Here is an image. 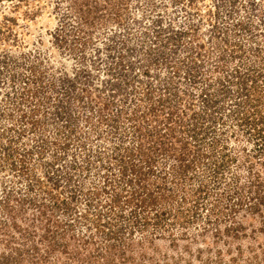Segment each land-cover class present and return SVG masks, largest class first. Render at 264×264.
I'll list each match as a JSON object with an SVG mask.
<instances>
[{"label": "rangeland", "instance_id": "1", "mask_svg": "<svg viewBox=\"0 0 264 264\" xmlns=\"http://www.w3.org/2000/svg\"><path fill=\"white\" fill-rule=\"evenodd\" d=\"M79 1L86 0H0V223L10 220L6 208L15 207L16 195L23 196L31 182L30 193L48 196L53 190L59 199L71 198L69 183L61 180L55 187L49 178L55 165L81 173L76 185L99 182L103 163L120 151L115 147H133L138 140L131 136L126 113L117 132H109L105 118L118 114L125 101L128 115L134 106L146 108L158 97H168L182 122L178 135L191 140L194 126L200 132L201 145L192 142L190 159L194 148L207 155L219 139L212 156L218 179L214 164L197 163L187 187L203 182L222 190L233 173L247 189L264 180V136L258 134L264 117V0H88L98 6L88 20L77 9ZM189 54L196 58L183 63ZM167 56L171 66L165 63ZM67 75L74 77L75 88L65 86ZM149 83L154 98L145 93ZM141 121L143 132L150 129L149 121ZM120 133L127 134L125 141H118ZM84 139L89 155L78 146ZM56 153L62 159L55 160ZM84 157L90 159L85 171L76 167ZM172 161L159 163L168 167ZM86 193H76L77 211L88 207ZM180 200L182 196L172 215L147 225L121 217L88 224L80 212L64 217L59 212L74 223L75 232L55 231L58 240L44 236L45 225L38 229V264H264V217L240 214L246 234L238 239L224 232L231 220L208 223L206 208L192 215ZM108 228L121 235L104 237ZM4 250L1 243L0 252Z\"/></svg>", "mask_w": 264, "mask_h": 264}, {"label": "trees", "instance_id": "2", "mask_svg": "<svg viewBox=\"0 0 264 264\" xmlns=\"http://www.w3.org/2000/svg\"><path fill=\"white\" fill-rule=\"evenodd\" d=\"M97 8V5L93 7L88 0L77 4V9L81 12L85 20H88L90 12ZM170 38L173 39V36H170ZM226 41L229 40L226 39ZM120 57V62L122 63L124 59L123 54ZM193 57V55L191 56L189 54V57H184L185 60L183 63L194 61ZM171 58L172 57L168 56L165 58L167 66H171ZM179 60L180 59L177 61L174 60L175 66H178ZM133 64V62L128 64V69H131L129 71L135 70L136 67ZM109 70L112 71L111 66ZM143 70L145 74L150 73L148 67L147 69L144 67ZM76 76L79 77L78 72ZM73 78L74 77H71V75H67L65 78L66 87L72 86L75 88L77 86V82H75ZM112 84L116 85V83ZM152 88L153 85L149 83L147 85L148 90L145 92L150 98H154L152 93L154 88ZM167 88L170 90V87ZM71 89L72 88L67 90V92L70 93L72 91ZM247 90L249 91L250 88H247ZM205 94L206 93H202L201 95L204 100L213 101V99L209 98L208 94ZM242 96H245V98L248 97L247 93H243ZM213 103H215V101H213ZM171 106H173V104L168 97L160 96L157 98V101L150 103V106H146V108H142L140 105L134 106L132 111H130V113L128 112V115L125 101L123 106L117 111L118 114L107 115L105 119L111 129L109 132L115 134V132H117L115 130L120 127V122H122L121 116L126 113L127 119L133 126V134H131V136L136 134L138 140L133 147L129 145L124 147L118 145V147H115V149L118 148L120 151L115 153V156H112L111 159L113 160L110 159L108 163H103L104 171L101 173L99 182L94 181L85 187H83V183L81 185H76V181L82 180L78 179L81 173L74 169L62 171L54 162L55 168L53 167V170L55 169V172L50 173L49 178L51 181L57 182L55 187L60 186L61 180L69 183V187L71 188L69 189L71 192L70 199H67V197L59 199L57 195L52 193L53 190L48 191V196L37 191L30 193L29 187L34 186L32 182L29 183L28 191L25 192L23 196L16 195L15 200L17 203L12 204V206L15 207L6 208L8 210V215H10V220L0 223V244H5L8 249V251L4 250L0 252V264H38V262H40L39 260H41V256L36 250L40 249L39 241H42L41 237L36 241L35 235L39 233L38 229H43L42 227L45 225L46 229L44 236L51 237L53 234V237H56L58 240L60 236L56 235L55 231H59L62 235L67 231L70 232V230L75 232L73 228L74 223H72L69 218L62 219L66 214L73 215L80 212V214H77L80 220L83 219L88 224L96 223L99 225V221H101L103 217H108V220H106L107 223L112 220L115 221V219L117 221V218L121 217L123 219H130L129 221L134 225H147L151 223L152 219L160 222L164 217L168 218L167 214L172 215L177 204L175 200L179 199L181 196V203H188V211L194 212L192 215H195L198 211L200 212V207L203 206V208L207 209L208 223L212 222L213 219L216 220V225L223 222L228 223L229 220H231L226 225L225 234L238 239L242 235H245V226L238 216L243 213L244 215L258 214L262 218L264 217V180L259 179V181L251 182L252 185H249L247 189V187L241 183V176L237 173H233V177H230L228 183L222 190H215L213 186H207V184L203 182H201L198 187H187L192 184L191 177L189 176H191L190 173L195 169L197 163L203 167L208 165L212 166L214 164V179H218L219 175L216 167L218 164H215L216 159L212 156L216 152L219 139L213 141L212 147H210L207 155H202L200 150L197 151L194 148L193 152H196V154L194 158L192 157L190 159L189 155L192 154V151L189 146L193 143L201 145L202 138L199 135L200 132L196 131L194 126L193 132L189 134L191 140H189V137L186 139L180 137L178 133L183 131V126L180 124L182 122H178L179 120L181 121V119H178L179 114L176 115L178 110L176 106L175 108ZM149 117H152L153 121ZM143 119L149 121L148 123L150 126V129L144 132L142 131L143 127L141 125V120ZM260 120L263 127L259 128L258 134L264 136V117L261 116ZM197 123H194V125H197ZM91 125L94 126L93 123H91ZM95 128L97 129L98 126ZM98 130L99 129H97V131ZM125 134L126 133H120L118 136L120 137L118 140L119 142L121 139L125 141L124 139L127 137V134ZM88 145L89 143L85 139L81 140L78 144V146L82 147L86 154L89 155V152L92 150ZM61 146H63V150H68L66 145L61 143ZM235 149L236 148H234L233 151H235ZM261 149L264 150V142ZM123 150H125V152L120 153L123 152ZM203 151L205 150L203 149ZM227 154L228 151L225 149L221 158L224 160ZM4 158L8 161L11 158V153L8 152L5 154ZM171 158L173 161L168 167L161 166L159 163L161 159ZM59 159L62 158L59 153H56L55 160ZM89 164L90 159L84 157L82 159V164H77L76 167H80L81 170L83 169V171H85L86 167L89 168ZM21 167H24L23 163ZM28 170L29 169H21V171ZM28 176H30V173ZM168 182L169 185L170 183L174 184L169 186ZM30 190H32V188H30ZM85 190L87 191L85 194L87 197L85 201L88 209L86 208V210L84 208L85 211H77L76 206L73 205L74 201H78L76 193H78V191L79 193L82 191L85 192ZM102 194L105 196L104 200L102 199ZM82 197L83 196L80 197V202ZM203 197L207 198V202L201 199ZM10 201V198L6 201L9 206ZM29 209L31 212L28 213ZM59 212H62L63 217L58 216ZM127 215L128 217H126ZM97 227L101 228L99 226ZM100 230L105 231L104 229ZM119 231L120 230L112 231V229L108 228L107 234L104 237L117 238L121 235ZM101 233L104 234V232ZM218 234L220 233L217 231L216 235ZM90 236L91 235H88V237ZM101 243H103V241ZM110 244L111 246L116 245V243L111 242Z\"/></svg>", "mask_w": 264, "mask_h": 264}]
</instances>
